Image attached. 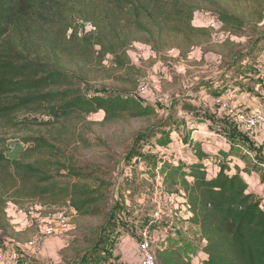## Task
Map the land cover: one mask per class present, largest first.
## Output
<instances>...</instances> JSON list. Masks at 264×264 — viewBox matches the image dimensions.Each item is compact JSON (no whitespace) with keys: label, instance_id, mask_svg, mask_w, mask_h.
Instances as JSON below:
<instances>
[{"label":"trees","instance_id":"1","mask_svg":"<svg viewBox=\"0 0 264 264\" xmlns=\"http://www.w3.org/2000/svg\"><path fill=\"white\" fill-rule=\"evenodd\" d=\"M221 1L0 0V247L9 241L20 243L13 237L21 232L10 223L8 204L18 209L32 201L44 214L68 210L77 219L104 218L103 224L111 220L110 171L86 165L78 157L81 151L94 150L86 120L100 112L101 126L147 123L144 132L153 141L154 154L142 157L133 150L128 162H144L146 178L158 176L160 188L172 194L169 199L182 202L187 217L181 222L198 231L197 255L188 258L176 246L159 248L152 250L158 264H264L262 199L249 191L239 171L231 173L225 153H219L220 163H212L184 120H177L175 127L158 120L156 108L133 95L142 78L128 56L133 43L148 46L156 56L175 49L185 57L210 38L206 28L193 23L203 8L215 12L224 31L242 35L250 20L230 14ZM253 13V26H264L262 9ZM80 23L90 24L92 30L80 35ZM262 46L264 40H258L231 53L223 84L230 86L238 76H246V61L258 66ZM108 56L113 63L108 79L118 87L86 94L81 81L90 79L83 69L93 64L103 68ZM231 73L235 76L230 78ZM27 115L44 121L20 120ZM27 126L34 129L17 140L22 151L10 159L7 154L13 155L16 148L8 150L12 141L3 131ZM124 208L121 204L114 209L122 213ZM100 245L95 233L78 264H89L88 257Z\"/></svg>","mask_w":264,"mask_h":264},{"label":"rangeland","instance_id":"2","mask_svg":"<svg viewBox=\"0 0 264 264\" xmlns=\"http://www.w3.org/2000/svg\"><path fill=\"white\" fill-rule=\"evenodd\" d=\"M221 5L230 14L250 20L241 36L222 30V33L213 37L210 25L216 22L217 16L213 10L203 8L195 13L193 23L206 28L210 38L201 47L191 49L185 57H180L175 49L156 56L148 46L139 42L133 43L128 49L132 65L142 71V78L133 95L141 103L156 108L158 120H166L175 127L176 121L182 119L189 129L197 131V134L193 132L194 136L208 141L213 139L212 134L224 138L241 137L244 126L238 123L236 115L245 117L254 107H264V46L261 47L258 66L245 62L244 67L248 69L246 76H238V80L230 86L223 84L221 79L231 53L246 50L258 40H264V26H253L256 17L253 12L261 9L264 12V0H222ZM84 24L77 26L80 35L85 32ZM102 65L103 68L93 64L83 69L90 79L81 81L86 94H98L118 87L108 79L109 73L113 72L110 69L112 58L106 57ZM233 75L231 73L230 78ZM256 81L257 85H254ZM203 85L206 86L202 88ZM102 119L103 114L100 112L87 117V136L96 144L94 150L81 151L78 157L86 165L110 171L111 193L107 211L112 213L111 220L103 224L104 218L77 219L75 213L71 217V231L49 237L34 253L22 247H9L16 249L20 264H78L85 257L83 250L95 233H99L101 245L88 257L89 264H127L126 261L133 257L131 251L134 245L144 238L148 239L154 252L159 248L176 246L188 258L198 254V231L181 222L187 217L182 202L173 196L169 199L172 194L160 188L158 176L155 179L146 178L148 168L144 162L138 159L128 162L133 150L142 157L154 154L153 141L144 132L147 123L132 121L101 126ZM20 120L36 123L44 121V118L27 115ZM207 120H211L210 124ZM33 129L34 126H27L3 133L9 142L12 141L10 145H15L20 137L30 134ZM160 131L165 132L162 129ZM175 138L172 135L174 145H177L179 142ZM17 147L13 155L7 154L10 159L20 156L22 148ZM121 204L125 208L119 213L114 208L116 205L120 208ZM34 206L35 202L28 201L18 211L28 215ZM157 211L159 215L155 218L154 213ZM8 215L19 219L17 213L8 211ZM11 225L21 232L13 235L20 243L32 239L37 231L34 223L29 228L25 226L23 217L18 226ZM19 227L27 228L20 231Z\"/></svg>","mask_w":264,"mask_h":264},{"label":"built area","instance_id":"3","mask_svg":"<svg viewBox=\"0 0 264 264\" xmlns=\"http://www.w3.org/2000/svg\"><path fill=\"white\" fill-rule=\"evenodd\" d=\"M84 27H85V32L92 30L90 24H84ZM210 27L213 28L211 30L213 32L212 35L213 37L218 36V34L222 33L223 25L220 21L216 20V22L212 23ZM236 118L238 123L242 124L248 131L258 129L260 127L264 129L263 106H259L255 109H252L250 113L245 117L238 114L236 115ZM8 148H9L8 150L12 152L15 150L16 144L9 145ZM8 211H11L12 213H17V215H19L18 220L17 217L13 219V217H10L8 215L11 220L10 221L11 224L18 226L19 220L21 221L23 217L25 221V226L29 227L34 223L37 231L35 236L32 239L28 240L27 242L18 243V242L9 241L6 242L3 247H0V264H20L16 249L13 250L10 249L9 247H15L18 249L22 247L34 253L39 249L41 244L49 237H52L58 233H67L72 229L70 212H68V210H57L54 211L53 213L51 212L48 214H44L43 207H41L40 205H36L34 206V209L31 210V212L28 215H26V214H20V212L14 205L8 204L7 212ZM158 215H159L158 211L154 213L155 218H158ZM27 227H23V228L19 227L18 229L22 231ZM13 228L15 230L17 229L14 226ZM132 253H136L137 255H139L140 264H158L156 262L154 253L150 248L148 239L146 238L142 239L140 242L134 245L132 249Z\"/></svg>","mask_w":264,"mask_h":264},{"label":"crops","instance_id":"4","mask_svg":"<svg viewBox=\"0 0 264 264\" xmlns=\"http://www.w3.org/2000/svg\"><path fill=\"white\" fill-rule=\"evenodd\" d=\"M259 106L260 105L253 109ZM210 122L211 120H207V123L210 124ZM193 132L197 134V131L193 130L191 131V137L201 143L208 159L214 164L220 163L222 157L219 153H225L226 159L229 161L231 173L239 171L248 184L249 191L259 196L264 204V129L260 127L248 131L243 127L241 131V137H243V139L241 137L231 138V136L224 138L212 134L211 137H213V139L211 141L207 139H198L193 135ZM221 138L223 139L222 142ZM126 263L140 264V261L139 258L133 257L129 258Z\"/></svg>","mask_w":264,"mask_h":264}]
</instances>
